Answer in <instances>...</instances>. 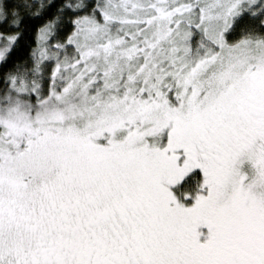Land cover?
Wrapping results in <instances>:
<instances>
[{
  "label": "snow or ice",
  "instance_id": "obj_1",
  "mask_svg": "<svg viewBox=\"0 0 264 264\" xmlns=\"http://www.w3.org/2000/svg\"><path fill=\"white\" fill-rule=\"evenodd\" d=\"M0 264H264V0H0Z\"/></svg>",
  "mask_w": 264,
  "mask_h": 264
}]
</instances>
